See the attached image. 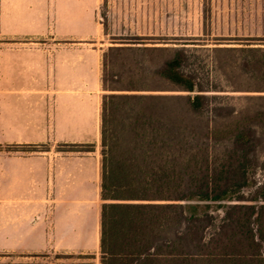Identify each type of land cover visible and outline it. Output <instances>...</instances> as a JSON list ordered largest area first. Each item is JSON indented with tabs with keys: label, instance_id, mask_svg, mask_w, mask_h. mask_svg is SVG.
<instances>
[{
	"label": "trees",
	"instance_id": "16d2710c",
	"mask_svg": "<svg viewBox=\"0 0 264 264\" xmlns=\"http://www.w3.org/2000/svg\"><path fill=\"white\" fill-rule=\"evenodd\" d=\"M125 49L135 48L109 46L101 77L100 264H264V178L254 175L264 136L251 124H264V105L241 119L209 106L181 48L154 73L187 93L143 92L146 65L124 82L108 56ZM232 50L253 81L244 90L264 91V48Z\"/></svg>",
	"mask_w": 264,
	"mask_h": 264
},
{
	"label": "crops",
	"instance_id": "0c3cea01",
	"mask_svg": "<svg viewBox=\"0 0 264 264\" xmlns=\"http://www.w3.org/2000/svg\"><path fill=\"white\" fill-rule=\"evenodd\" d=\"M50 2L0 0L1 20L9 26L14 41L12 47L1 49L0 86L3 82L16 90L40 88L44 110L52 121L43 125L50 130L45 136L65 138L67 144H92L93 148L67 147L58 152L46 146L11 158L7 173L11 183L20 186L11 195L22 204L10 210L6 228L0 222V249L10 253L0 256V264H100L105 90L99 49L81 44L95 34L91 30L97 0H64L65 11L57 22L59 37L73 44L53 51L30 46L33 38L42 40L46 35ZM51 91H55L52 98ZM34 201L40 202L36 224L31 209Z\"/></svg>",
	"mask_w": 264,
	"mask_h": 264
},
{
	"label": "rangeland",
	"instance_id": "374dc122",
	"mask_svg": "<svg viewBox=\"0 0 264 264\" xmlns=\"http://www.w3.org/2000/svg\"><path fill=\"white\" fill-rule=\"evenodd\" d=\"M64 11V0H51L49 26L43 31L46 35L42 40L33 38L31 47H45L53 51L73 44L71 40L59 37L57 22ZM93 18L95 22L91 32L95 34L81 44L99 49L101 77L105 70V53L109 46H134L135 49L110 52L108 55L112 58L110 60L116 63L114 70L124 71V82L128 80L133 69L135 72L138 71V62L141 61L147 67L148 77L138 84L151 88L142 90L143 92L187 93L174 90L172 84L154 73L164 58L173 55L177 48H181L186 55L184 69L194 72L204 88L208 89L204 92L209 95L207 100L209 106H232L237 111V118L241 119L252 108L264 105V91L244 90L245 86H253V81H249L248 75L241 70L239 60L243 52L232 50L248 46L264 48V0H97ZM1 19L0 16V55L1 49L10 48L14 44L10 37L12 31ZM261 72H264V69L258 71V74ZM54 92L51 91L50 98L55 96ZM44 107L40 88L16 90L8 88L2 82L0 86L2 228H6L11 220L10 210H18L22 204L11 195L20 187L11 183L7 173L11 158L36 153L46 146H54L58 152H63L67 148L68 142L65 138L45 136L50 130L45 129L43 125H48L52 121L49 111H45ZM215 120L219 121L218 118ZM251 124L256 128L258 135L264 136V124L257 120H252ZM28 144H36L38 147H28ZM258 154L263 160L264 140L258 146ZM254 175L256 181L263 180L264 168L258 167ZM252 190L253 188L246 189L245 192L249 195L253 193ZM31 203L36 224L40 219L36 215L40 209V202ZM34 236L37 241L38 237ZM9 255V252L0 249V256Z\"/></svg>",
	"mask_w": 264,
	"mask_h": 264
}]
</instances>
